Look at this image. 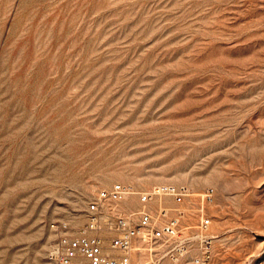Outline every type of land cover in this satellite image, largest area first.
I'll use <instances>...</instances> for the list:
<instances>
[{"label": "rangeland", "instance_id": "374dc122", "mask_svg": "<svg viewBox=\"0 0 264 264\" xmlns=\"http://www.w3.org/2000/svg\"><path fill=\"white\" fill-rule=\"evenodd\" d=\"M117 182L212 188V264H264V0H0V264Z\"/></svg>", "mask_w": 264, "mask_h": 264}, {"label": "built area", "instance_id": "2783aa9c", "mask_svg": "<svg viewBox=\"0 0 264 264\" xmlns=\"http://www.w3.org/2000/svg\"><path fill=\"white\" fill-rule=\"evenodd\" d=\"M130 198L134 207L127 206ZM212 198V188L194 194L184 183L141 191L119 182L99 188L87 202V222L55 227L48 264H212L211 222L204 210ZM136 199L144 208L136 207ZM159 201L156 210L152 203Z\"/></svg>", "mask_w": 264, "mask_h": 264}, {"label": "bare ground", "instance_id": "6f19581e", "mask_svg": "<svg viewBox=\"0 0 264 264\" xmlns=\"http://www.w3.org/2000/svg\"><path fill=\"white\" fill-rule=\"evenodd\" d=\"M192 191V190H191ZM204 191V190H203ZM193 192V191H192ZM194 193V192H193ZM197 193H200V192H197ZM194 194H196V193H194ZM136 201H137V199H136ZM161 203H162V201H159L158 203H156V202H154V203H152V207H154L156 210L159 208V207H161ZM210 203V202H209ZM209 203H206V204H209ZM205 204V205H206ZM127 206L128 207H134L135 205H134V203L132 202V200H131V198H130V200H128L127 201ZM138 206H141V208H144V205L143 204H140L139 205V203H138V201H137V204H136V207H138ZM150 209H151V207H150ZM154 209V210H155ZM152 210V209H151ZM206 211V210H205ZM210 222H211V218H210ZM211 225V224H210ZM210 228V227H209ZM136 260H138L137 258H136Z\"/></svg>", "mask_w": 264, "mask_h": 264}]
</instances>
